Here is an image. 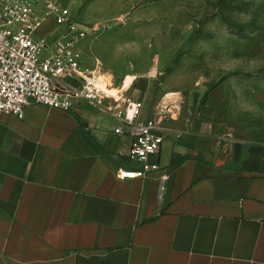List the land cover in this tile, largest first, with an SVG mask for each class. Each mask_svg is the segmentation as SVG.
<instances>
[{"label":"crops","instance_id":"1","mask_svg":"<svg viewBox=\"0 0 264 264\" xmlns=\"http://www.w3.org/2000/svg\"><path fill=\"white\" fill-rule=\"evenodd\" d=\"M210 122L171 128L161 169L120 180L141 165L114 113L0 114V264H264V138Z\"/></svg>","mask_w":264,"mask_h":264},{"label":"rangeland","instance_id":"2","mask_svg":"<svg viewBox=\"0 0 264 264\" xmlns=\"http://www.w3.org/2000/svg\"><path fill=\"white\" fill-rule=\"evenodd\" d=\"M59 1L78 23L101 27L84 41L118 85L139 76L130 98L152 111L177 94L169 129L209 120L264 138V0Z\"/></svg>","mask_w":264,"mask_h":264},{"label":"built area","instance_id":"3","mask_svg":"<svg viewBox=\"0 0 264 264\" xmlns=\"http://www.w3.org/2000/svg\"><path fill=\"white\" fill-rule=\"evenodd\" d=\"M91 31L59 0H0V114L24 120L33 105L71 113L81 102L114 113V133L131 139L127 159L141 165L120 168L118 178H147L161 169L167 125L181 102L169 94L149 112L128 96L137 76L118 85L99 62L87 66L77 47Z\"/></svg>","mask_w":264,"mask_h":264},{"label":"bare ground","instance_id":"4","mask_svg":"<svg viewBox=\"0 0 264 264\" xmlns=\"http://www.w3.org/2000/svg\"><path fill=\"white\" fill-rule=\"evenodd\" d=\"M129 84V81L126 83V85H128Z\"/></svg>","mask_w":264,"mask_h":264}]
</instances>
